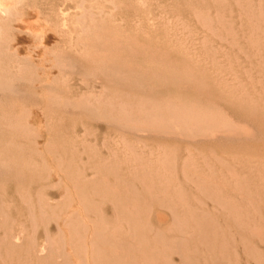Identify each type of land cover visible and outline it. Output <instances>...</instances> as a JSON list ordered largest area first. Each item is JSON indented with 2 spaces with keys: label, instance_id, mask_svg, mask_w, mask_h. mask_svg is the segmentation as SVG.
Masks as SVG:
<instances>
[{
  "label": "rangeland",
  "instance_id": "374dc122",
  "mask_svg": "<svg viewBox=\"0 0 264 264\" xmlns=\"http://www.w3.org/2000/svg\"><path fill=\"white\" fill-rule=\"evenodd\" d=\"M0 6V264H264V0Z\"/></svg>",
  "mask_w": 264,
  "mask_h": 264
},
{
  "label": "bare ground",
  "instance_id": "6f19581e",
  "mask_svg": "<svg viewBox=\"0 0 264 264\" xmlns=\"http://www.w3.org/2000/svg\"><path fill=\"white\" fill-rule=\"evenodd\" d=\"M2 6V5H1ZM0 6V7H1ZM4 6V5H3ZM6 6V5H5ZM7 8L4 10V11H7V13H9V11H10V8H8V6H6ZM5 8V7H4ZM3 7L1 8V10L0 11H2L3 9H4ZM3 12V11H2ZM3 14V16L5 15L4 13H2ZM8 15V14H7ZM0 18H2V17H0ZM1 20V19H0ZM1 22V21H0ZM57 41V40H56ZM63 53V52H62ZM59 56V55H58ZM66 59V58H65ZM67 60H69L68 58H67ZM71 60H73L72 58H71ZM75 61H76V63H78L79 64V61L77 60V59H74ZM75 63V62H74ZM72 64V63H71ZM81 64V63H80ZM75 65V64H74ZM73 65V66H74ZM77 65V64H76ZM71 66V65H70ZM81 66V65H80ZM83 66V65H82ZM74 67H76V66H74ZM84 67V66H83ZM76 68H78V67H76ZM69 69V68H68ZM83 69V68H82ZM81 69V70H82ZM74 70H75V68H74ZM73 70V71H74ZM77 70H79V69H77ZM96 72V71H95ZM84 73V72H83ZM85 74V73H84ZM102 74V73H101ZM99 75V74H98ZM104 75H106L105 73H104ZM83 76V75H82ZM97 76V75H96ZM110 76V75H109ZM114 76V75H113ZM116 76V75H115ZM105 77V76H104ZM111 78H113L112 76H110ZM117 77V76H116ZM103 78V77H102ZM115 78V77H114ZM108 79V78H107ZM107 79H105V80H107ZM116 79V78H115ZM103 80H104V78H103ZM109 80V79H108ZM111 80V79H110ZM109 80V81H110ZM123 80V79H122ZM115 81H117V79L116 80H112V82H114V83H116ZM120 81V79L117 81V82H119ZM126 81V80H125ZM124 80H123V83L125 82ZM101 82H103V81H101ZM121 82V81H120ZM119 82V83H120ZM103 83H105V82H103ZM109 82H106L105 84H108ZM104 84V85H105ZM111 84V83H110ZM121 84V83H120ZM109 85V84H108ZM128 85H129V83H128ZM117 86H118V84H117ZM122 86H124V85H122ZM132 86V85H131ZM115 87V86H114ZM129 87V86H128ZM133 87V86H132ZM119 88H120V86H119ZM121 88H126V86H124V87H121ZM136 88V87H135ZM141 89V88H140ZM213 99V98H212ZM212 99H209L208 98V100L207 101H209V100H212ZM215 100V99H214ZM217 100H215V102H216ZM210 102V101H209ZM213 102V101H212ZM219 101H217V104H221V103H218ZM214 103V102H213ZM217 104L216 103H214V105H216V106H214L215 108H219L221 105H218V107H217ZM208 105H210V103H208ZM226 105V104H225ZM225 105H222L220 108H219V110H218V112L220 113H218L217 112V110H215L214 109V107L212 106V104H211V107L217 112L216 114H214V113H212L213 114V116H215L216 115V117L218 118H215V119H213V120H216L215 122L214 121H211L212 120V118H213V116H212V114L210 115V113H209V115H208V113H207V117H210V116H212V117H210L211 118V120H208L207 119V117L204 119V117H203V119L200 117V119H202L201 121L200 120H198V122H195L194 123V127L195 128H193L192 127V129L191 128H189L188 129V127L189 126H187V124L185 125V123H184V121H181V123L182 124H180L181 126L184 124L185 125V127L187 126V129L189 130V131H193V129H194V131L193 132H195V129L197 130V128H198V126L196 127L195 126V124H197L198 123V125H200L201 127L202 126H204V128H201L200 126H199V128L201 129V130H205V126H206V124L208 125V121H210L209 122V125H211V122H214V123H219L220 124V122H222V121H219V119H222V116L224 117V115L222 114V112H223V110L225 109V107H227L228 108V106H225ZM229 105V107H231L232 105H230V104H228ZM225 106V107H224ZM240 110L241 109H243L242 107L240 108V107H238ZM220 109H223L222 110V112L220 111ZM235 109V108H234ZM232 107L230 108V111L231 112H233L232 110H234ZM237 109V108H236ZM229 109H227L226 111H228ZM240 110H238L239 111V113H240ZM243 110H245L244 112H247V114H249L248 113V111H246L247 109H243ZM243 110H241V113H242V111ZM225 111V110H224ZM235 111V110H234ZM238 111H237V115H238V117L236 116V111H235V113L233 112L232 114L233 115H235L236 117H232L231 115V112H230V116L233 118V123H234V126H232V127H228L230 124H228L227 122V120L225 121L224 119L225 118H223L222 120H223V122L225 123H227V124H225V125H223L222 123H221V125H223L224 127L226 126L227 128H224V129H219V125H216V126H218V129H215L214 128V130L212 129V130H210V132L208 133V134H205V133H203V134H205V135H199L198 133H196V134H194V133H188L187 131V133L186 134H182V136H183V138L185 137V138H187V139H190V140H192V141H194V143H195V141H201V140H206V139H213V140H219V141H224V142H226V143H229V144H232V145H235V147L236 146H241V145H246L247 143H249V142H251V141H254V140H259V141H263L264 142V130L260 127V126H258L253 120H251V119H249V118H245V117H242V116H240L239 117V115H241V114H238ZM210 112V111H209ZM212 112V111H211ZM244 112H243V114L242 115H244L245 116V114H244ZM252 112H254V111H252ZM224 114H226L225 115V117L229 114V112L228 113H225V112H223ZM250 113H251V110H250ZM196 114V113H195ZM201 114V113H200ZM205 114V113H204ZM222 114V115H221ZM252 114V113H251ZM250 114V115H251ZM254 115H253V117L256 115V112L255 113H253ZM220 115V116H219ZM206 116V115H205ZM219 116V117H218ZM229 116V115H228ZM249 116V115H248ZM192 117V116H191ZM221 117V118H220ZM231 117H229V119L231 118ZM256 118V117H255ZM259 118H261V119H263L262 117H259V114H258V119L256 118V122H258V120H259ZM193 119V118H192ZM203 120H204V122H205V124H203L204 122H203ZM187 121V120H186ZM192 121V120H191ZM200 121V122H199ZM206 121H207V123H206ZM219 121V122H218ZM232 121V120H231ZM260 121V120H259ZM190 122V121H189ZM264 122V121H263ZM176 123V122H175ZM180 123V122H179ZM178 122H177V125L179 124ZM192 123V122H191ZM191 123H188V125H191ZM201 123H202V125H201ZM232 123V124H233ZM151 124H153V123H151ZM154 124H156V123H154ZM152 125V126H155V125ZM160 125L162 124V123H159ZM173 124V123H172ZM193 124V123H192ZM140 125H142V124H140ZM140 125H138L137 124V126H138V128L140 127ZM145 125H147V124H145ZM149 125V124H148ZM179 125V126H180ZM183 125V126H184ZM213 125V124H212ZM215 125V124H214ZM131 126L132 125H130V127H129V125H128V127L131 129ZM133 126H135V124L133 125ZM137 126H135V131H136V129H137ZM156 126H159L158 124L156 125ZM165 126V125H164ZM164 126H161L162 127V129H164ZM168 126V125H167ZM174 127H175V125H173ZM173 126H171L173 129H174V127ZM178 126V127H179ZM231 126V125H230ZM146 127H148V126H146ZM149 127H150V125H149ZM148 127V128H149ZM160 127V126H159ZM209 128H212L211 126H208ZM214 127V126H213ZM140 128H142V127H140ZM140 128H139V132H140ZM152 128H154L155 129V127H151V129ZM171 128V130H173ZM199 128H198V130L197 131H199ZM221 128V127H220ZM129 129V130H130ZM132 129H134L133 127H132ZM143 129V128H142ZM184 128H183V132H184V130H185ZM208 128H206V131L208 132V130H207ZM144 130V129H143ZM146 130V129H145ZM157 130H161V128L160 129H157ZM180 130V129H179ZM182 130V129H181ZM142 131V130H141ZM153 132L155 131V130H152ZM151 131V132H152ZM169 131H170V126H169ZM169 131H166V132H169ZM174 131V130H173ZM173 131H172V133H171V131H170V136L172 135V136H174V137H176V133H178L177 132V129H175V131H174V133H173ZM131 132H133V131H131ZM138 132V134H145V133H147L146 131L145 132H140L139 133ZM182 132V131H181ZM160 133H162L161 131H160ZM159 133V134H160ZM199 133H200V131H199ZM133 134V133H132ZM163 134V133H162ZM162 134H161V136H162ZM167 134H169V133H167ZM155 135H158V134H155ZM137 136V135H136ZM151 136H152V134H151ZM159 136V135H158ZM165 136H166V134H165ZM178 137L180 136V134L179 135H177ZM139 137V136H138ZM163 137V136H162ZM177 137V138H178ZM147 138H149V136L147 137ZM180 138H181V136H180ZM151 139V138H150ZM155 139V138H154ZM153 139V140H154ZM169 139H170V137H169ZM186 139V140H187ZM152 140V139H151ZM173 140V139H172ZM172 140H170V142H172ZM183 140V139H182ZM190 140H188V144H190L189 143V141ZM161 141V140H160ZM169 140H167L166 139V142H168ZM184 142H185V140H183ZM163 142V141H162ZM165 142V141H164ZM177 142V141H176ZM179 142V141H178ZM206 142V141H205ZM209 142V141H208ZM256 142V141H255ZM174 143V142H173ZM181 143V142H180ZM183 143V142H182ZM194 143L192 144L193 146L192 147H198V146H195L194 145ZM213 143V142H212ZM223 143V142H222ZM198 144V143H197ZM200 144V143H199ZM221 144V143H220ZM257 144H258V142H257ZM222 145V144H221ZM255 145V144H254ZM261 144H259V146H260ZM264 145V144H263ZM189 146V145H188ZM200 146H201V144H200ZM204 146H205V144H204ZM203 146V147H204ZM209 146V145H208ZM208 146H205V147H208ZM224 146V145H223ZM251 146V145H250ZM190 147H191V144H190ZM203 147H201V148H203ZM210 147L211 148H214V149H218L217 151H222V152H225V151H227V150H225V149H228V148H231L232 146H230V147H228V148H223V147H221V146H219L222 150H220V148L218 147V145L217 146H215V147H212V145L211 146H209L208 148L210 149ZM217 147V148H216ZM234 147V149L233 148H231L232 150H235L236 148ZM208 148H206V149H208ZM263 148H264V146H263ZM204 149V148H203ZM230 149V151H232ZM254 149L255 148H253V151H254ZM258 147H257V145H256V151L258 152ZM259 149H261V148H259ZM225 150V151H224ZM238 150V149H237ZM244 150V149H243ZM243 150H241V151H243ZM249 150H250V152H253V151H251L252 149H248V152H249ZM263 150V149H262ZM213 150H211L210 149V151H208V152H211V153H214V152H212ZM228 151H229V149H228ZM227 151V152H228ZM240 151V152H241ZM237 152H239V150L237 151ZM244 153H246L245 151H243ZM234 153V152H233ZM235 153H236V150H235ZM255 154H256V152H255Z\"/></svg>",
  "mask_w": 264,
  "mask_h": 264
}]
</instances>
